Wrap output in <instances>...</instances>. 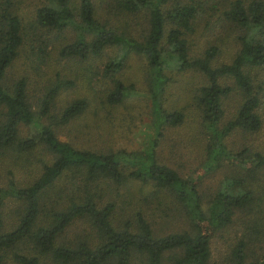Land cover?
<instances>
[{"label": "trees", "instance_id": "16d2710c", "mask_svg": "<svg viewBox=\"0 0 264 264\" xmlns=\"http://www.w3.org/2000/svg\"><path fill=\"white\" fill-rule=\"evenodd\" d=\"M199 30L207 40L197 51L190 38ZM53 41L60 60L104 81L100 108L128 97L132 85L121 76L128 59L145 64L153 130L142 157L77 149L56 137L50 121L40 124L53 118L52 101L74 86L71 79L43 88L36 112L26 77L5 84L20 51L32 63L30 55L44 57ZM226 41L235 51L224 62L219 49ZM182 72L200 78L191 102L206 137L204 158L186 178L155 159L165 129L184 119L162 101L172 75ZM232 93L238 100L223 118L222 100ZM89 106L85 98L71 100L56 122L67 124ZM21 126L32 132L20 137ZM263 127L264 0H0V157L19 162L38 146L47 155L29 183L0 182V264H264V145L244 142L234 150L225 143L232 133L243 139ZM216 170L226 173L202 193L201 178ZM10 201L17 208L5 229ZM152 202L157 218L169 224L175 217L183 226L153 229L154 214L146 213ZM76 221L86 231L67 237ZM217 240L224 250L214 261Z\"/></svg>", "mask_w": 264, "mask_h": 264}, {"label": "rangeland", "instance_id": "374dc122", "mask_svg": "<svg viewBox=\"0 0 264 264\" xmlns=\"http://www.w3.org/2000/svg\"><path fill=\"white\" fill-rule=\"evenodd\" d=\"M50 36L52 37V34ZM206 40L205 36H201L200 30L195 31L190 38V48L199 51ZM56 45L53 41L51 46L46 47L44 57L35 58L30 55V59H33L32 63H29L30 60L27 55L23 51H20L6 72L4 78L5 84L9 85L19 77H26L27 102L31 109L36 112L39 108L37 98L40 96L43 88L50 83H54L58 78L63 80L71 79L74 86L60 89L52 101L50 115L53 118L50 120L48 118H40V124H46L50 121L49 123L54 129L56 137L68 142L77 149H87L97 152L134 151L138 153L139 157H142V152L147 146L153 130L149 116L145 64L136 57L128 59L121 70L123 83L125 85H132L128 97L122 104L100 108V101L104 99L100 96L102 90L105 88L104 81L96 80L90 72L87 74L83 70V65H71L72 63L60 60L55 51ZM219 50V60L227 62L235 51V44L232 41L229 43L226 41ZM105 60V57L101 58V63ZM98 64L99 62L95 61L91 65L99 66ZM35 68L34 72L33 69ZM92 68L94 67L92 66ZM79 72L84 76H78ZM88 77L90 78V82L89 85H86L83 80H86ZM199 79L192 72L173 74L170 86L166 90L165 100H162L163 106L167 111L179 110L183 112L184 119L181 124L165 129L164 136L161 138L156 150L155 159L157 162L174 168L183 178L188 177L191 171L204 158L206 137L199 130L197 123L198 110L191 102L192 90L198 85ZM76 98L88 100L90 103L88 109L70 120L67 124H58L56 120L59 112L66 104ZM237 100L235 93L230 94L225 100H222L223 118H227L232 114ZM93 105L96 107L95 110L92 108ZM32 129L21 126L19 136L25 137L29 135ZM244 142L247 145L250 144L256 147L263 146L264 127L250 137L243 136L242 139L232 133L225 140L226 146L234 150L238 149L241 146L240 144ZM46 156L45 151L39 146L32 150V155H25L21 158V161L13 162L17 164L12 163L11 155L1 156L0 182L4 183L12 178L17 185L29 183L38 175L40 163L46 159ZM225 173L226 171L224 170H216L201 178V192L208 194V192L212 191L216 180L223 177ZM67 179V181H71L69 176H67ZM207 188L209 189L207 190ZM203 198L207 199L206 196ZM154 203L146 204V213L148 215L154 214L151 218L153 229L166 231L170 225L174 227L175 224H178L179 228L183 226L175 217H168L167 222L170 225L165 223V218H157L156 212L158 213V211L151 209ZM16 208L17 204L12 201L6 203L4 206L2 217L5 229L13 221ZM116 218V221H120L123 217L116 216ZM82 230L86 231L83 223L76 221L67 229L66 236L74 237L80 234ZM82 234L84 233L80 235ZM211 249L212 260L216 261L219 258V254L224 250V242L217 240L215 243H212ZM10 264H13V262H10Z\"/></svg>", "mask_w": 264, "mask_h": 264}]
</instances>
